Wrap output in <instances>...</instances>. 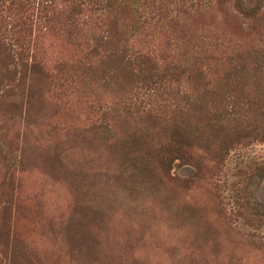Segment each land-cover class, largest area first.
Masks as SVG:
<instances>
[{
  "label": "rangeland",
  "instance_id": "obj_1",
  "mask_svg": "<svg viewBox=\"0 0 264 264\" xmlns=\"http://www.w3.org/2000/svg\"><path fill=\"white\" fill-rule=\"evenodd\" d=\"M0 264H264V0H0Z\"/></svg>",
  "mask_w": 264,
  "mask_h": 264
},
{
  "label": "trees",
  "instance_id": "obj_2",
  "mask_svg": "<svg viewBox=\"0 0 264 264\" xmlns=\"http://www.w3.org/2000/svg\"><path fill=\"white\" fill-rule=\"evenodd\" d=\"M135 60L141 65H149L152 62L151 58H149L147 55L142 54V53H140L138 56H135ZM7 73L11 74L12 70H8ZM162 150H163V148L161 149V153L159 151V157H160V161L159 162L161 164H163L165 162L166 158H167V160H169L167 155L162 154ZM167 153H171V150L169 152H167Z\"/></svg>",
  "mask_w": 264,
  "mask_h": 264
}]
</instances>
